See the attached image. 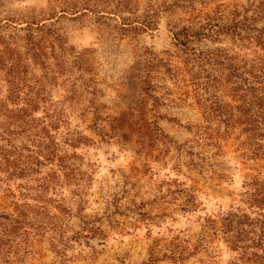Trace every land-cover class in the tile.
Instances as JSON below:
<instances>
[{
  "label": "rangeland",
  "instance_id": "1",
  "mask_svg": "<svg viewBox=\"0 0 264 264\" xmlns=\"http://www.w3.org/2000/svg\"><path fill=\"white\" fill-rule=\"evenodd\" d=\"M135 1L137 15L157 10L152 29L120 31L110 13L124 9L118 0H0V212L28 208L22 229L2 237L12 242L0 264L234 258L220 219L247 211L244 177L264 161L241 157L237 134L219 147L200 134L201 91L170 32L189 15L171 11L170 0ZM52 32L69 49L55 82L51 59L40 54L50 51ZM224 39L193 45L233 48Z\"/></svg>",
  "mask_w": 264,
  "mask_h": 264
},
{
  "label": "trees",
  "instance_id": "2",
  "mask_svg": "<svg viewBox=\"0 0 264 264\" xmlns=\"http://www.w3.org/2000/svg\"><path fill=\"white\" fill-rule=\"evenodd\" d=\"M169 3L171 11L175 7L189 15L187 24L180 27L171 24L170 32L174 45L192 62L191 81L201 91L196 100L207 125L200 134L213 140L215 147L220 146L221 140L237 134V139L242 137L238 143L241 157L264 161V0H250L246 6L234 3L231 7L217 3L206 11L198 9L196 3L206 7L208 0H170ZM118 4L124 9L119 7L110 13H118L116 23L120 31L152 29L153 14L157 12L153 5L137 15L138 1L118 0ZM166 4L164 0L163 5ZM124 10L130 16L119 13ZM51 36L50 51L46 54L41 50L40 54L51 59V81L55 82L66 72L63 64L69 49L60 43L58 35L52 32ZM227 37L233 48L199 49L193 45L204 40L218 43ZM211 125H214L212 133H207ZM252 170L254 173L244 177L240 194L247 211H228L220 219L221 242L234 254L230 264H264V165ZM27 210L26 204L15 203L12 213L0 212V251L6 250L5 245L11 247L12 240L2 237L15 236L22 229Z\"/></svg>",
  "mask_w": 264,
  "mask_h": 264
}]
</instances>
